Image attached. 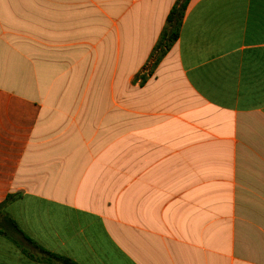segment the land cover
I'll return each mask as SVG.
<instances>
[{
  "label": "crops",
  "instance_id": "1",
  "mask_svg": "<svg viewBox=\"0 0 264 264\" xmlns=\"http://www.w3.org/2000/svg\"><path fill=\"white\" fill-rule=\"evenodd\" d=\"M179 1L0 0V264H264V0Z\"/></svg>",
  "mask_w": 264,
  "mask_h": 264
},
{
  "label": "trees",
  "instance_id": "2",
  "mask_svg": "<svg viewBox=\"0 0 264 264\" xmlns=\"http://www.w3.org/2000/svg\"><path fill=\"white\" fill-rule=\"evenodd\" d=\"M188 7V0L179 1L171 10L168 18H167V30L162 34L160 40L156 45V50L160 51V59L165 53L173 46V44L178 40L179 31L182 24V21L185 16V12ZM11 198H7L2 204H0V216H2V211L5 206L9 203ZM7 220L11 223V225L20 232L17 228L16 224L7 217Z\"/></svg>",
  "mask_w": 264,
  "mask_h": 264
}]
</instances>
